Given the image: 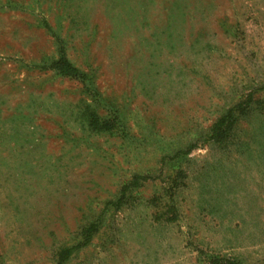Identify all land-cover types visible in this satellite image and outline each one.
Wrapping results in <instances>:
<instances>
[{
    "label": "rangeland",
    "instance_id": "obj_1",
    "mask_svg": "<svg viewBox=\"0 0 264 264\" xmlns=\"http://www.w3.org/2000/svg\"><path fill=\"white\" fill-rule=\"evenodd\" d=\"M213 258L264 264V0H0V264Z\"/></svg>",
    "mask_w": 264,
    "mask_h": 264
},
{
    "label": "trees",
    "instance_id": "obj_2",
    "mask_svg": "<svg viewBox=\"0 0 264 264\" xmlns=\"http://www.w3.org/2000/svg\"><path fill=\"white\" fill-rule=\"evenodd\" d=\"M59 42V40H58ZM60 45V44H59ZM58 45V46H59ZM57 46V47H58ZM46 68L54 70L56 73L71 77V78H91V75L87 74V72L81 71L78 69L75 65H73L70 61H68L64 54V49L61 46L58 47L56 56L52 59H49ZM114 112L118 113L116 109H113ZM83 119L85 120L87 126L90 129L96 130V131H103L108 130L111 128L112 125L108 124V121L106 119H103L102 115H98L97 113H94L91 109L84 110L82 113ZM61 260L64 258V256L60 257ZM212 264H233V260L229 258L225 259H215L213 258Z\"/></svg>",
    "mask_w": 264,
    "mask_h": 264
}]
</instances>
